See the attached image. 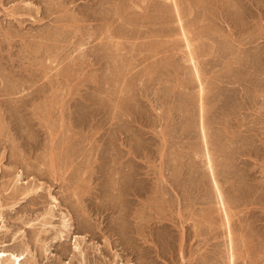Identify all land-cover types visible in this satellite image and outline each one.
I'll use <instances>...</instances> for the list:
<instances>
[{"label":"rangeland","instance_id":"374dc122","mask_svg":"<svg viewBox=\"0 0 264 264\" xmlns=\"http://www.w3.org/2000/svg\"><path fill=\"white\" fill-rule=\"evenodd\" d=\"M0 200L21 264H264V0H0Z\"/></svg>","mask_w":264,"mask_h":264},{"label":"bare ground","instance_id":"6f19581e","mask_svg":"<svg viewBox=\"0 0 264 264\" xmlns=\"http://www.w3.org/2000/svg\"><path fill=\"white\" fill-rule=\"evenodd\" d=\"M217 187V186H216ZM38 188V187H37ZM31 189V188H30ZM36 190V189H35ZM32 191V190H31ZM36 192V191H35ZM23 193V192H22ZM221 193V192H220ZM52 199H53V203H55L54 206H57L56 203L57 200L55 197L52 196ZM1 201V200H0ZM1 209V208H0ZM1 212V211H0ZM1 214H0V220H1ZM62 226L67 230H69V222H68V218L66 219V217H63L62 218ZM3 226V225H2ZM62 228V229H64ZM64 230V231H66ZM63 231V230H62ZM63 231V232H64ZM61 232V231H60ZM64 235V234H63ZM62 235V236H63ZM64 237V236H63ZM74 249H78V246L75 245L74 246ZM24 259V256L22 253L20 254H15V253H12V252H9V251H6L5 249H0V264H21L22 263V260Z\"/></svg>","mask_w":264,"mask_h":264}]
</instances>
